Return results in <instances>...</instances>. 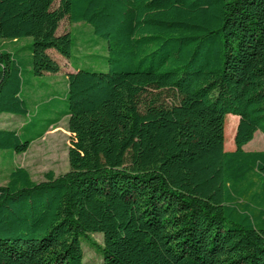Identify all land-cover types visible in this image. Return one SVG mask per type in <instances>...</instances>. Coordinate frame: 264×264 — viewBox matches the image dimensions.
<instances>
[{
	"label": "trees",
	"instance_id": "16d2710c",
	"mask_svg": "<svg viewBox=\"0 0 264 264\" xmlns=\"http://www.w3.org/2000/svg\"><path fill=\"white\" fill-rule=\"evenodd\" d=\"M66 18L108 70L69 73L67 110L35 121L25 86L60 72L49 51L72 57ZM3 114L32 117L29 140L0 128L11 162L64 117L70 147L65 174L16 167L0 186V264H84L90 234L103 264H264V151L243 149L264 133V0H0Z\"/></svg>",
	"mask_w": 264,
	"mask_h": 264
},
{
	"label": "rangeland",
	"instance_id": "374dc122",
	"mask_svg": "<svg viewBox=\"0 0 264 264\" xmlns=\"http://www.w3.org/2000/svg\"><path fill=\"white\" fill-rule=\"evenodd\" d=\"M58 3L54 5L57 7ZM71 33L75 49L70 59L60 56L55 50L49 54L60 65L58 74H46L44 79H37L35 83L25 86V96H28V102L33 119L36 121L37 114L45 118L59 117L67 110V104L62 101L64 92L67 89V77L69 73L76 69H86L97 72H106L108 70L105 57H107L106 43L93 33V29L86 23L75 24L64 19L60 23L58 34ZM32 39H24L15 44L3 41L4 48L12 51L15 46L24 44ZM40 84V86H38ZM55 94L60 95V102L52 109V112L44 111V106L48 99ZM44 111V112H43ZM61 116V115H60ZM31 117V118H32ZM234 115H227L225 119V150L231 152L235 150L234 137L238 126V121L233 118ZM30 117H16L10 114L0 116V128H16L23 136L24 140H29L33 133L30 131H21V123H29ZM61 118V117H60ZM68 117H64L55 127H51L42 140L33 142L29 150L22 155L16 156L15 160H9L8 153L0 152V186L7 183V177L11 170L16 167L26 168L32 176L33 181L41 182L45 180V174L54 172L60 176L69 171L68 151L70 147V133L68 130ZM245 151H264V133L257 131L254 139L243 147ZM5 156V157H4ZM103 246L102 234H90L88 240L84 239L82 247L84 249V264H103L100 248Z\"/></svg>",
	"mask_w": 264,
	"mask_h": 264
},
{
	"label": "crops",
	"instance_id": "0c3cea01",
	"mask_svg": "<svg viewBox=\"0 0 264 264\" xmlns=\"http://www.w3.org/2000/svg\"><path fill=\"white\" fill-rule=\"evenodd\" d=\"M20 42H22V41H17V42H14L15 44H18V43H20ZM26 42H28V41H26ZM23 45V44H22ZM22 45H19V46H15L14 47V49L13 50H17L18 48H20ZM12 50V51H13ZM50 52V51H49ZM29 57H30V55H26V58H28L29 59ZM23 125V123H21V126ZM12 129H16V128H12ZM43 139V138H42ZM42 139H40V140H42Z\"/></svg>",
	"mask_w": 264,
	"mask_h": 264
}]
</instances>
